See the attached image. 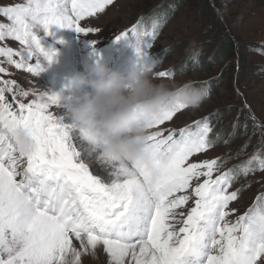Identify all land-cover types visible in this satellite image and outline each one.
Returning a JSON list of instances; mask_svg holds the SVG:
<instances>
[{
	"label": "snow or ice",
	"instance_id": "6c2138e0",
	"mask_svg": "<svg viewBox=\"0 0 264 264\" xmlns=\"http://www.w3.org/2000/svg\"><path fill=\"white\" fill-rule=\"evenodd\" d=\"M113 2L21 0L0 6V264H86L85 258L97 260L98 253L104 264H264V124L254 114L249 112L243 127L251 119L260 132L259 146L247 159L226 167L222 157L193 158L217 143H229L240 126L239 116L225 139L210 116L171 126L186 110L178 105L151 126L155 172L98 156L114 177L106 184L81 160L84 149L78 151L77 145L85 139L84 130L48 112L60 94L25 90L7 78L9 67L38 75L41 61L51 63L56 56L55 49L41 44L53 27L88 36L98 30L81 26V21ZM162 26L154 20L149 30L138 20L115 39L125 41L143 60ZM8 40L19 47H10ZM255 51L264 55L262 49ZM198 55L191 56V65L203 70ZM223 71L193 83L210 92ZM174 73L156 70V77ZM6 124L31 130V153L16 151ZM254 174H260L261 188L241 212L232 204L255 182Z\"/></svg>",
	"mask_w": 264,
	"mask_h": 264
},
{
	"label": "rangeland",
	"instance_id": "374dc122",
	"mask_svg": "<svg viewBox=\"0 0 264 264\" xmlns=\"http://www.w3.org/2000/svg\"><path fill=\"white\" fill-rule=\"evenodd\" d=\"M148 1L114 0L104 12L81 21V26L98 30L88 36L78 34L70 28L56 29L53 27L50 30L53 34L44 36L41 40L44 48L52 47L55 49L56 56L53 61L49 63L42 60L43 71L38 75L9 67L11 76L7 78L15 79L20 87L25 90L31 89L48 94L59 93L58 104L50 106L48 112L58 121L69 124L62 106L74 104L77 98H82L89 91L86 86L73 84V78L84 71L85 62H100L119 72H127L132 69L133 62L137 59L135 51L125 41H116L115 37L129 29L132 25L131 21H135L147 11L151 5ZM195 1L197 0H191L190 3L188 2L183 6V9L178 11L176 17L167 24L164 32L152 41L153 47L147 50L149 58L160 59L157 70H171L174 67L183 68L185 63H191L190 58L197 51L199 52L197 59L201 58L199 57L200 53H206V56H209L213 50L211 43L217 37H221L223 32L238 35L243 46L252 41H264V0H231V4L227 3L229 8L218 2L220 12L225 17V20L222 19L221 21V26L215 25L211 19H208L209 15H200L196 7L191 5ZM17 2H21V0H0V6ZM153 2L154 0H152ZM2 19L0 18V20ZM226 23H229L230 26L227 27L228 24ZM90 41H94V43H90ZM5 43L14 49L19 47L16 41L8 40ZM206 43L210 44L205 46ZM169 45L175 46V49L170 54H164ZM263 63L264 60L257 54H249L246 65L241 67L243 78L235 79L234 73L231 77H223V82L216 89V93L209 97L199 109L182 110L176 115L171 126L181 127L193 120L201 119L207 114H218L221 111L220 107L230 106L229 110L232 112L229 116L220 119L224 128L221 131L218 130L225 139H228V133L232 132V125L237 116L240 118V126L236 129L237 132L229 143H217L213 148L205 153L197 154L193 159L204 160L222 157L227 161L226 167H229L247 159L259 146L260 132L258 130L250 132L248 127L244 130L243 125L245 123L244 116H248L249 112L264 124V70L260 71ZM220 67L214 65L210 71L196 70L189 74L175 72L172 77L157 79L183 84L185 81L216 76L219 74ZM237 67L238 63L236 62L234 72H236ZM2 75L0 74V76ZM226 81L231 84V89ZM61 89H63L62 93ZM70 107H67V112ZM249 120L251 121V119ZM246 141L249 143L247 147H243ZM77 150L81 151L79 146H77ZM237 153L240 154L237 155ZM86 155L88 154L82 151L81 160L89 167L90 173L102 183H110L114 178L108 174L110 172L103 171L100 167L96 169L91 165L90 160H87ZM90 158L92 157L90 156ZM260 179V174H254L255 182L243 191L238 202H233L232 206L237 207L241 212L244 211L261 188ZM243 182V178H241L239 183ZM85 260L86 264H92L90 258H85Z\"/></svg>",
	"mask_w": 264,
	"mask_h": 264
},
{
	"label": "clouds",
	"instance_id": "9594fccd",
	"mask_svg": "<svg viewBox=\"0 0 264 264\" xmlns=\"http://www.w3.org/2000/svg\"><path fill=\"white\" fill-rule=\"evenodd\" d=\"M159 63V58H137L130 71L119 72L100 62H85L73 84L89 91L75 100L66 116L70 125L84 130L90 154L96 152L108 163L132 170L155 172L151 126L178 105L199 109L210 95L207 87L193 81L176 84L158 80ZM5 130L18 153L27 156L32 152L35 141L28 127L6 124Z\"/></svg>",
	"mask_w": 264,
	"mask_h": 264
},
{
	"label": "trees",
	"instance_id": "16d2710c",
	"mask_svg": "<svg viewBox=\"0 0 264 264\" xmlns=\"http://www.w3.org/2000/svg\"><path fill=\"white\" fill-rule=\"evenodd\" d=\"M191 0H154L152 3V0H149L148 3L151 5L148 7L147 11L142 13V15L137 18L135 21H131L132 24H136L139 20L141 22L142 28L151 29L152 22L154 20H157L161 23H163L162 28L158 29V36L162 34L167 26L177 15L178 11L183 9V6L188 2L190 3ZM218 2H221L223 6H226L229 8L228 4H231V0H197L191 4L192 6L196 7V10L198 13L202 16H208V19H211L215 25L221 26L222 19L225 20L224 15L222 12H220V9L218 7ZM165 14H167L166 22H165ZM225 23V21H224ZM229 25V23H226ZM230 31V28H228ZM228 31V32H229ZM210 43H206L205 46H208ZM213 50L211 54L206 56V53H200L201 57L198 59L200 63L203 65V70L201 71H210L212 66L218 65L221 66L219 70V74L216 76H210V79L213 77L220 76L221 70L223 69V75L220 77V79L216 80L214 82V85L211 86V91L209 97L214 95L216 93V89L220 84L223 82V77H231L233 76V73L235 74V79L240 80L244 77L243 75V67L247 63V58L249 54H257L264 60V55H261L260 52L255 51V49H262L264 50V41L255 42L252 41L251 43L246 44L243 46L241 44L240 38L238 35H234L232 33L226 34V32H223V35L221 37H217L212 43ZM239 46V48H238ZM238 48V49H237ZM169 51L165 52L164 54H170L172 50L175 49V46L169 45L167 48ZM209 57L212 58V61L209 62ZM236 62L238 63V67L236 72H234L236 67ZM175 72H185L184 74H189L191 71H196L197 69L193 68L191 63L187 62L184 64L183 68L177 69L174 67ZM264 70V63L262 64V68L260 69ZM264 72V71H263ZM206 79H198V80H192V81H202ZM231 89V84L229 81H226ZM240 90V89H239ZM207 101V100H206ZM205 101V102H206ZM230 106H224L220 107L221 111L216 115L207 114L206 116H210V122L214 125L215 130L218 132V130H222L224 128L221 125V118L229 116L231 110H229ZM205 117V116H203ZM202 117V118H203ZM247 117L246 115L244 116ZM201 118V119H202ZM248 130L250 132H256L257 130H254L252 126V122L248 119L247 120ZM246 130V129H244ZM237 132V131H236ZM219 133V132H218ZM220 134V133H219ZM221 135V134H220ZM231 167V166H229ZM261 186V185H260Z\"/></svg>",
	"mask_w": 264,
	"mask_h": 264
},
{
	"label": "bare ground",
	"instance_id": "6f19581e",
	"mask_svg": "<svg viewBox=\"0 0 264 264\" xmlns=\"http://www.w3.org/2000/svg\"><path fill=\"white\" fill-rule=\"evenodd\" d=\"M73 106V105H72ZM71 106V107H72ZM70 107V108H71ZM70 110V109H69ZM68 110V111H69ZM63 112H64V114L66 115V113H67V108H65V109H63ZM77 146H79V148L82 150V149H84V153H86V154H88V155H86V157H87V160L89 161L90 160V163H91V165H93L96 169L98 168V167H100L101 168V170H103V171H106V172H110V169L108 168V167H106V166H104V165H102L98 160H97V157H98V153H96V152H93V153H89V149H88V147H87V145H86V143H85V140L84 139H80L79 140V143H78V145ZM90 156L93 158H95V159H92V158H90ZM105 174V173H104ZM109 174V173H108ZM109 177V176H108ZM91 259V258H90ZM99 259V260H98ZM88 260V259H87ZM102 262L101 264H104L103 262L105 261V258L103 257V255L102 254H100V253H98V257H97V260H92L91 259V263L92 264H100V262Z\"/></svg>",
	"mask_w": 264,
	"mask_h": 264
}]
</instances>
